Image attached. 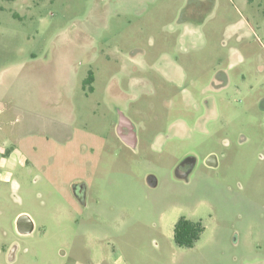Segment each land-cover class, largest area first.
I'll return each instance as SVG.
<instances>
[{
	"label": "rangeland",
	"instance_id": "rangeland-1",
	"mask_svg": "<svg viewBox=\"0 0 264 264\" xmlns=\"http://www.w3.org/2000/svg\"><path fill=\"white\" fill-rule=\"evenodd\" d=\"M244 17L254 30L239 42L229 35ZM263 26L264 0H0V264H264ZM135 47L187 52L197 95L231 47L241 55L213 96L218 113L198 125L199 99L195 116L177 93L167 110L164 88L124 95L118 58ZM120 112L134 148L118 134ZM180 118L188 130L171 131ZM190 152L198 164L178 178ZM181 217L205 227L194 247L175 243Z\"/></svg>",
	"mask_w": 264,
	"mask_h": 264
},
{
	"label": "flooded vegetation",
	"instance_id": "flooded-vegetation-1",
	"mask_svg": "<svg viewBox=\"0 0 264 264\" xmlns=\"http://www.w3.org/2000/svg\"><path fill=\"white\" fill-rule=\"evenodd\" d=\"M250 3V0H247ZM189 18H186L180 25H189ZM264 27V26H263ZM253 31V25L247 18H242L232 29V34L237 41L243 42V35L237 33L239 30ZM200 32V30L195 29ZM187 30L182 34L183 37L187 36ZM236 35V36H235ZM202 38L204 35L201 36ZM194 48V46L192 47ZM149 50L139 47H135L134 50L124 52L122 57L118 58L120 63V71L123 73V79H127V89L124 95L131 96L132 90H139L140 94H147L150 92H157L160 88L166 89L167 99L164 101V107L167 110L173 109L174 100L172 95L177 93L180 104L189 112H193L196 116V112L193 107L194 100H200V105L203 106V111L207 112L206 115H201L196 118L198 125L206 124L210 120V116L217 114V101L213 99V96L223 92L231 82V74L239 66L240 61L237 60L241 53L238 47H231L222 57L217 60L216 69L214 74L211 75L207 85L202 86L199 95L194 92L196 80L189 76L187 71V65H184L180 61V56L187 54L180 50H161L156 55L151 56ZM137 74V75H136ZM136 75V76H135ZM88 79L90 84L95 80V74L92 70L89 71ZM175 79L180 80V83ZM136 81V82H135ZM176 95V94H175ZM195 122V123H196ZM171 131L178 128H184L188 130L189 123L186 119L180 118L170 123ZM117 131L124 143L130 147H135L138 143L136 129L132 121L125 116L123 112H120V121L117 126ZM161 135H157L154 139V143L163 141ZM198 157L195 153H188L183 160H180L175 168V174L178 178L188 179L190 174L194 171L198 164ZM203 161L210 167H216L218 165V154L214 151L209 152L204 157ZM73 192L75 197L83 202L85 200L86 190L83 184L76 183L73 186ZM20 233V232H19ZM22 234V233H20ZM30 234V233H28ZM64 254V253H63ZM10 258H13L11 254Z\"/></svg>",
	"mask_w": 264,
	"mask_h": 264
},
{
	"label": "trees",
	"instance_id": "trees-1",
	"mask_svg": "<svg viewBox=\"0 0 264 264\" xmlns=\"http://www.w3.org/2000/svg\"><path fill=\"white\" fill-rule=\"evenodd\" d=\"M86 83H90L87 79ZM205 227L201 222H195L186 217H181L174 225V240L179 247H194L201 238Z\"/></svg>",
	"mask_w": 264,
	"mask_h": 264
},
{
	"label": "water",
	"instance_id": "water-1",
	"mask_svg": "<svg viewBox=\"0 0 264 264\" xmlns=\"http://www.w3.org/2000/svg\"><path fill=\"white\" fill-rule=\"evenodd\" d=\"M178 177V175H177ZM148 184L152 187H155L157 185V179L154 175L148 176ZM34 222L28 214H21L17 218V228L18 231L22 234H28L33 232L34 230Z\"/></svg>",
	"mask_w": 264,
	"mask_h": 264
}]
</instances>
